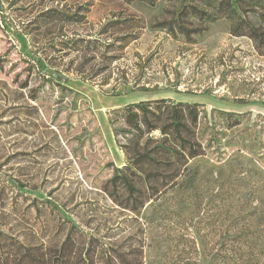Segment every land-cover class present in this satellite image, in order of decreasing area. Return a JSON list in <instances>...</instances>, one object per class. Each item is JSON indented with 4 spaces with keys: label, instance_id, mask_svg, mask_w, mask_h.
Here are the masks:
<instances>
[{
    "label": "rangeland",
    "instance_id": "obj_1",
    "mask_svg": "<svg viewBox=\"0 0 264 264\" xmlns=\"http://www.w3.org/2000/svg\"><path fill=\"white\" fill-rule=\"evenodd\" d=\"M77 7L84 17L74 23L58 20L51 24L44 19L49 8L72 12ZM167 7L165 1L155 6L123 0L3 1L0 178L20 179L36 190L22 193L0 179V212H14L10 217L13 231L24 244L37 246L49 233L57 239L63 236L55 228L61 226L54 223V214L44 204L50 192L66 203V212L82 222V229L87 224L86 230L108 232L112 239L124 243V248L143 238V264H169L175 251L169 237L183 231L179 224L159 218L149 208L137 222L98 189L111 175L110 163L117 167L128 164L114 138L115 130L121 133L123 120L111 111L131 102L168 98L198 103L207 112L216 108L264 117V55L257 52L253 41L231 34L225 19L208 24L194 42L175 39L150 27ZM73 36L102 39L106 55L114 58L106 85L100 84V76L91 79L70 73L66 76L73 91L62 92L34 67L35 58L42 56L41 48L51 49L57 42L65 46L61 40ZM52 57L62 63L70 59L69 54L60 59L52 53ZM136 80L139 87L134 86L133 91L114 94L123 86L129 90ZM92 115L100 137L95 135L92 144L85 140L80 145L77 138ZM119 140L126 139L119 134ZM221 151L220 158L216 154L199 160L200 173L219 176L220 165L227 164L220 178L230 173L238 187L230 195L231 218H226V222L231 220V232L249 220L259 224L264 220V154L242 151L231 158L230 147ZM238 168L243 170L231 173ZM32 198L38 207L31 203ZM200 224L195 221L186 231L196 240L193 258L198 264H209V249L218 247L221 237L217 235L204 248L196 232L202 230Z\"/></svg>",
    "mask_w": 264,
    "mask_h": 264
},
{
    "label": "trees",
    "instance_id": "obj_2",
    "mask_svg": "<svg viewBox=\"0 0 264 264\" xmlns=\"http://www.w3.org/2000/svg\"><path fill=\"white\" fill-rule=\"evenodd\" d=\"M3 1L0 0V7ZM123 1L148 6L167 2L163 15L150 27L163 30L175 39L182 37L186 42H194L208 29V24L225 19L231 34L248 37L257 52L264 55V0ZM45 14L44 19L51 24L58 20L74 23L84 17L79 14V7L72 12L49 8ZM61 42L65 46L57 42L52 50L41 48L42 56L34 60V67L46 80L59 86L62 92L73 91L66 76L70 73L91 79L100 76L101 85L108 83L114 58L106 55V47H101L102 39L73 36ZM52 53H57L60 59L69 54L70 59L62 63ZM138 84L136 80L129 90L123 86L113 92L122 95L133 91L134 86L139 87ZM86 109L91 113L89 106ZM111 113L123 120L121 133L115 130L114 138L128 164L117 167L110 163L111 175L101 181L98 189L116 207L131 213L137 222L144 215L142 211L149 208L159 218L173 219L179 224L183 231L169 237L175 250L169 264H198L193 258L197 253L196 240L186 231L195 221L201 223L202 230L196 232L204 248L217 235L221 237L218 247L209 249V264H264V220L259 224H251L249 220L233 232L231 220L226 222L231 214L230 195L238 188L231 180L232 174L220 178L227 164L220 165L219 176L201 174L198 165L201 158L216 154L220 158L225 147L232 149L231 158L242 151L258 150L264 154L262 115L252 118L250 111L216 108L207 112L198 103L174 102L168 98L131 102ZM88 124L77 138L80 145L85 140L92 144L95 135L99 136L93 115ZM119 134L126 139L124 142H120ZM242 170L238 168L231 173ZM0 179L22 193L36 190L20 179ZM215 186L217 191L213 190ZM47 197L44 204L54 214V223L61 226L55 228L63 236L57 239L49 233L37 246L24 244L13 231L15 225L10 217L14 212H0V264H143V238L124 248V243L112 239L108 232L86 230L87 224L82 229V222L66 212V203L52 197L50 192ZM31 203L38 207L35 198ZM216 228H219L217 232Z\"/></svg>",
    "mask_w": 264,
    "mask_h": 264
}]
</instances>
